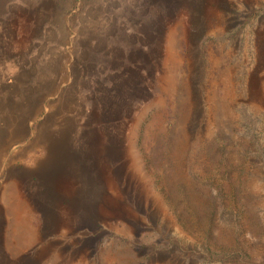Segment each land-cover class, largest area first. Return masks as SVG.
Returning <instances> with one entry per match:
<instances>
[{"label":"rangeland","instance_id":"1","mask_svg":"<svg viewBox=\"0 0 264 264\" xmlns=\"http://www.w3.org/2000/svg\"><path fill=\"white\" fill-rule=\"evenodd\" d=\"M0 264H264V0H0Z\"/></svg>","mask_w":264,"mask_h":264},{"label":"crops","instance_id":"2","mask_svg":"<svg viewBox=\"0 0 264 264\" xmlns=\"http://www.w3.org/2000/svg\"><path fill=\"white\" fill-rule=\"evenodd\" d=\"M166 56V54H165ZM163 72H162V76H166V63L164 64V67H163Z\"/></svg>","mask_w":264,"mask_h":264}]
</instances>
